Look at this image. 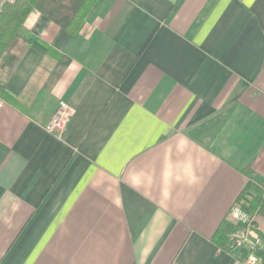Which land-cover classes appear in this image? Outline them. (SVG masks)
<instances>
[{
  "label": "crops",
  "instance_id": "1",
  "mask_svg": "<svg viewBox=\"0 0 264 264\" xmlns=\"http://www.w3.org/2000/svg\"><path fill=\"white\" fill-rule=\"evenodd\" d=\"M25 23L43 44L0 68L19 99L0 97V264H241L210 238L264 185V0H97L74 34Z\"/></svg>",
  "mask_w": 264,
  "mask_h": 264
},
{
  "label": "trees",
  "instance_id": "2",
  "mask_svg": "<svg viewBox=\"0 0 264 264\" xmlns=\"http://www.w3.org/2000/svg\"><path fill=\"white\" fill-rule=\"evenodd\" d=\"M97 0H15L3 6L0 12V68L12 66L17 56L10 55V47L18 40L22 42H38L26 26V18L36 10L50 21L58 24L67 32L74 34L81 26L84 18ZM46 45V43H44ZM45 49L55 56V52L45 46ZM0 97L13 105L19 104L17 96L4 85L0 76ZM254 215L264 217V185L248 183L237 196L235 203ZM239 230V225L228 217L224 218L211 236V241L217 248L229 251V235ZM244 249V248H241ZM245 250V249H244ZM258 249L255 254L258 255ZM263 255L264 253L261 252Z\"/></svg>",
  "mask_w": 264,
  "mask_h": 264
},
{
  "label": "built area",
  "instance_id": "3",
  "mask_svg": "<svg viewBox=\"0 0 264 264\" xmlns=\"http://www.w3.org/2000/svg\"><path fill=\"white\" fill-rule=\"evenodd\" d=\"M14 1L0 0V12L4 5L13 3ZM73 113L74 109L68 103H59L51 119L45 125L46 132L56 138H61ZM227 217L239 225V230L229 235V247L231 249L244 248L246 250V255L242 258L241 264H257L259 257L255 254V250L261 246L262 236L257 230L256 216L236 202L228 210Z\"/></svg>",
  "mask_w": 264,
  "mask_h": 264
}]
</instances>
